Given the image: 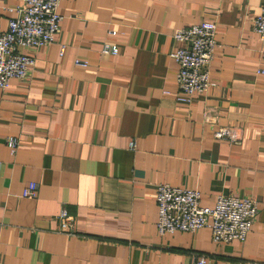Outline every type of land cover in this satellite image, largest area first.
Returning a JSON list of instances; mask_svg holds the SVG:
<instances>
[{"label": "crops", "instance_id": "0c3cea01", "mask_svg": "<svg viewBox=\"0 0 264 264\" xmlns=\"http://www.w3.org/2000/svg\"><path fill=\"white\" fill-rule=\"evenodd\" d=\"M263 3L60 0L53 42L20 48L34 64L0 89V264H264V40L253 30ZM21 4L0 0L1 30ZM205 21L216 26L214 85L181 102L173 34ZM220 126L240 127L241 142L216 138ZM30 182L36 196L23 198ZM159 183L196 189L207 207L252 197L245 240L215 242L207 227L160 236ZM62 209L75 235L60 231Z\"/></svg>", "mask_w": 264, "mask_h": 264}, {"label": "built area", "instance_id": "2783aa9c", "mask_svg": "<svg viewBox=\"0 0 264 264\" xmlns=\"http://www.w3.org/2000/svg\"><path fill=\"white\" fill-rule=\"evenodd\" d=\"M16 9L17 15L8 20L5 30L0 29V89H5L11 79H24L34 58L19 51L20 48H40L53 42L62 19L58 12L60 0H21ZM253 30L260 40H264V3L253 20ZM216 26L211 21L177 29L173 38L182 43L171 53L178 65L175 75V98L189 102L194 94L206 92L214 83L210 79L209 65L218 43L215 39ZM111 34L114 31H110ZM62 45L60 54L64 52ZM102 52L116 54L118 47L103 44ZM264 56V53H263ZM74 64L86 67V60L75 59ZM264 72V69H259ZM167 94L168 91H163ZM241 128L220 126L214 129L216 138L231 143L242 140ZM4 142L14 153L19 140L13 135L5 137ZM131 149L135 141H130ZM37 183L30 182L22 191L23 198H34ZM155 203L157 206L156 229L160 236L175 232H196L207 227L215 242H243L258 212L257 202L249 196L219 195L213 207L200 203V193L196 189L183 188L168 183L156 185ZM60 231L75 235L73 218L66 209L57 215ZM1 227V224H0ZM192 264H209L200 256Z\"/></svg>", "mask_w": 264, "mask_h": 264}]
</instances>
